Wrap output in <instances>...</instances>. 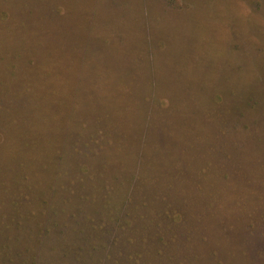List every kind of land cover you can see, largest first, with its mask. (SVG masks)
<instances>
[{"label": "rangeland", "instance_id": "rangeland-1", "mask_svg": "<svg viewBox=\"0 0 264 264\" xmlns=\"http://www.w3.org/2000/svg\"><path fill=\"white\" fill-rule=\"evenodd\" d=\"M133 237L264 264V0H0V264Z\"/></svg>", "mask_w": 264, "mask_h": 264}, {"label": "trees", "instance_id": "trees-1", "mask_svg": "<svg viewBox=\"0 0 264 264\" xmlns=\"http://www.w3.org/2000/svg\"><path fill=\"white\" fill-rule=\"evenodd\" d=\"M143 239H145V238H143ZM118 241L119 242L115 245V247H111L105 253L106 261L103 264H121V260L116 258V256L121 255V257L123 258L124 254H125V257H127V260H128L127 264H135V263L136 264H140V260H139V258L137 256V253L141 254V252L134 251V237L133 238H129L128 240L127 239H122L121 241L120 240H118ZM78 243H80V244H76L77 245V249H75V244L72 246L71 249L72 250H74V249L75 250H79V249L83 248L81 242L79 241ZM3 245L6 248L7 244L4 243ZM129 245H131V249H129ZM143 245H145V244H143ZM57 247H60V246H57V243H56L55 249ZM157 250L158 249H156V251H149L148 249L144 248V251L142 253H148L146 256H144V258L146 259L147 262H149L150 258H156V259L158 258ZM56 252H57V250H56ZM59 252H60V249H59ZM5 255H7V254H5ZM61 255H62V253H61ZM112 256H114V259H113Z\"/></svg>", "mask_w": 264, "mask_h": 264}]
</instances>
